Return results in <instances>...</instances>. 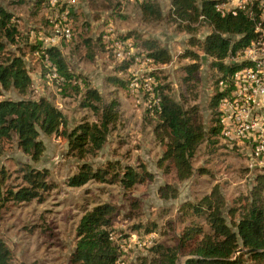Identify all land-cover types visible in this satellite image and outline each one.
<instances>
[{
    "label": "rangeland",
    "instance_id": "rangeland-1",
    "mask_svg": "<svg viewBox=\"0 0 264 264\" xmlns=\"http://www.w3.org/2000/svg\"><path fill=\"white\" fill-rule=\"evenodd\" d=\"M142 1L0 0V5L15 15L23 36L18 45L8 47L6 56L21 55L33 80L27 95L10 89L3 92L4 99L46 98L66 116L69 130L99 122L98 114L82 105V94L71 89L66 94L62 92L63 81L47 74L45 62L32 50L39 43L51 46L46 43L53 37L48 17L69 10L72 37L60 39L57 45L69 69L87 79L105 103L116 101L120 115L104 147L83 157L72 153L66 138L59 135L41 134L45 151L38 161L23 152L16 137L7 146L0 156V168L6 174L5 190L28 186L25 174L29 168L47 171L51 187L41 200L8 201L0 208V238L11 250L14 264H70L82 216L103 203L118 208L114 239L121 248L120 264H150L154 245L177 247L186 227L193 221L201 223L194 215L182 212L186 202L198 203L218 187L226 202L223 215L233 227L239 213L232 210L239 211L250 198L258 173L249 172L244 155L228 147L220 136L208 140V135L200 145L192 159L191 178L163 161L166 149L154 132L157 116L149 111L154 100L147 88L141 89V96H133L130 85L138 79L144 87L146 79H154L176 102L197 108L207 131L214 126L211 100L223 85L217 84L219 73L213 68L214 60L190 42L193 38L203 42L211 26L201 22L190 33L169 18L157 22L147 19L142 14ZM157 1L166 16L171 0ZM105 35L111 37L108 43ZM145 41L168 50L171 61L155 62L145 52ZM114 43L121 44L120 51L130 59L118 57L110 48ZM187 49L197 51L203 58L195 87L184 82L185 68L193 63L184 57ZM126 65L130 66L128 70ZM111 163L147 172L150 179L131 190H125L114 179L107 183L91 181L80 188L68 185L83 165L97 170ZM187 258L180 254L178 264H184Z\"/></svg>",
    "mask_w": 264,
    "mask_h": 264
},
{
    "label": "trees",
    "instance_id": "trees-1",
    "mask_svg": "<svg viewBox=\"0 0 264 264\" xmlns=\"http://www.w3.org/2000/svg\"><path fill=\"white\" fill-rule=\"evenodd\" d=\"M214 6L215 0H171V8L165 16L157 0H143L141 3L142 14L147 19L157 22L169 18L176 25H184L190 33L194 31L193 26L201 22L212 28L203 42L194 38L190 42L192 47H198L214 60L213 68L219 73L217 84L220 87L223 83L210 104L214 126L207 131L197 108L182 106L166 93V87L160 85L155 89L160 99L159 106L152 101L149 110L157 116L154 132L166 149L163 161L186 178L193 176L192 159L207 136L208 140L220 136L219 103L231 91L233 74L245 66L225 61L231 53L248 45L256 36L253 23L243 13L222 17L216 13ZM239 35L241 39L233 40ZM22 38L15 15L0 5V156L16 137L23 152L38 161L45 151L41 134L63 136L71 152L78 157L100 151L107 142L111 126L119 120V104L116 101L105 103L87 79L72 72L58 45L48 47L39 43L32 46V50L45 62L47 74L55 73L63 81L62 92L66 94L71 89L82 94V105L95 111L100 117L99 122L81 124L69 130L66 116L46 98H3V92L10 89L25 96L33 85L23 57L17 54L6 56L8 47L18 45ZM143 46L155 62L167 64L171 61L170 52L158 43L145 41ZM184 57L193 61L185 68L184 82L195 87L203 58L197 51L188 49ZM129 67L126 65L125 70ZM48 176L47 171L29 168L25 174L28 186L8 191L5 190V171L0 168V208L8 201L29 203L41 200L43 193L51 189ZM111 179L118 181L125 190H131L149 180L150 174L139 173L132 166L122 167L117 163L97 170L83 165L69 179L68 185L80 188L91 181L107 183ZM225 204L218 187L198 203L183 204L182 212L194 215L201 223L193 221L186 227L177 247L154 245L150 249V264H178L180 254L188 257L184 264H264V175H256L250 198L246 199L240 212L232 210L234 214L239 213L233 227L223 215ZM117 217L118 208L111 203L98 204L87 210L76 228L78 242L70 264H120L121 248L114 239ZM238 250L242 251L236 255ZM0 264H14L11 250L1 238Z\"/></svg>",
    "mask_w": 264,
    "mask_h": 264
},
{
    "label": "built area",
    "instance_id": "built-area-1",
    "mask_svg": "<svg viewBox=\"0 0 264 264\" xmlns=\"http://www.w3.org/2000/svg\"><path fill=\"white\" fill-rule=\"evenodd\" d=\"M215 11L222 17L237 16L243 13L254 26L255 38L226 59L229 64H245L231 78V91L219 103L220 138L224 143L244 155L249 172L264 175V0H215ZM69 10L61 15L49 16L53 37L46 40L49 45H57L60 39L72 37V22ZM202 19V18H201ZM242 36H235L237 41ZM108 43L109 35L104 36ZM122 60L130 59L123 54L121 44L110 46ZM131 55V54H130ZM150 61V60H149ZM53 79L58 75L53 73ZM59 80V79H58ZM144 87L135 79L130 85L133 96H141V89L147 88L149 96L159 106L155 87L158 84L152 78L145 80ZM223 85V83H221ZM257 174V175H258Z\"/></svg>",
    "mask_w": 264,
    "mask_h": 264
},
{
    "label": "water",
    "instance_id": "water-1",
    "mask_svg": "<svg viewBox=\"0 0 264 264\" xmlns=\"http://www.w3.org/2000/svg\"><path fill=\"white\" fill-rule=\"evenodd\" d=\"M241 251H242V250H238V251L236 252V255L240 254V253H241Z\"/></svg>",
    "mask_w": 264,
    "mask_h": 264
}]
</instances>
